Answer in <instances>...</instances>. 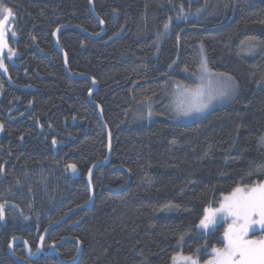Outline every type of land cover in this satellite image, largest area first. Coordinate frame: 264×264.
<instances>
[{
    "label": "trees",
    "instance_id": "1",
    "mask_svg": "<svg viewBox=\"0 0 264 264\" xmlns=\"http://www.w3.org/2000/svg\"><path fill=\"white\" fill-rule=\"evenodd\" d=\"M0 1L13 15L17 54L0 79V264H16L11 241L36 253L49 226L90 202L87 174L107 158L88 101L93 85L67 77L53 42L62 26L102 30L89 0ZM95 11L102 38L65 30L58 41L71 74L99 85L93 102L112 134V158L93 176V206L55 228L30 264H61L47 252L69 238L83 246L76 264H172L179 254L204 263L224 247L225 230L196 232L205 210L264 182V0H95ZM200 46L209 68L238 89L202 120L178 124L174 88L195 85ZM13 252L26 261L21 244ZM57 252L74 262L79 246Z\"/></svg>",
    "mask_w": 264,
    "mask_h": 264
},
{
    "label": "snow or ice",
    "instance_id": "2",
    "mask_svg": "<svg viewBox=\"0 0 264 264\" xmlns=\"http://www.w3.org/2000/svg\"><path fill=\"white\" fill-rule=\"evenodd\" d=\"M7 11L10 15L11 10ZM165 27L167 28V25ZM3 47H6V42L0 24V49ZM232 87L233 85L228 82H221L218 87L210 88L207 92L195 90L192 93L194 102L190 101L187 108H182V114L187 116L194 111H205L213 100L228 95ZM205 212L199 225L205 231L215 229L218 219L232 220L223 232L224 247L213 248L214 258L207 264H264V236L259 239L249 238L250 232L254 235L257 231L264 232V184L248 188L236 187L231 194L224 196L219 207L208 208ZM248 221L257 222L258 228L252 227L250 230L245 228L244 225ZM185 259L190 260L191 264H196L191 257Z\"/></svg>",
    "mask_w": 264,
    "mask_h": 264
},
{
    "label": "rangeland",
    "instance_id": "3",
    "mask_svg": "<svg viewBox=\"0 0 264 264\" xmlns=\"http://www.w3.org/2000/svg\"><path fill=\"white\" fill-rule=\"evenodd\" d=\"M7 7L3 6L0 1V24H2L3 32H4V40L6 42V47H3L0 49V79L2 76H7V68L11 64H15L17 54L14 50L11 49L9 45V39L10 38H16L14 28H13V15L12 12L9 15ZM200 67L195 75L191 76V79L194 81L195 85L193 87L189 86H177L174 88V93L172 96V102H171V114L174 117V121L178 124H191L194 122H197L199 120H202L205 118L210 112L215 110L218 107H222L226 104H228L231 99L236 95L237 92V83L234 79H232L229 76H226L224 74L219 75L220 73L213 72L207 63L204 50L200 46ZM229 78H231L229 80ZM221 82H228L233 85L232 89L229 91V94L215 99L212 101V103L209 105L208 109H206L203 112H192L190 115H183L181 109L187 108L189 106V102H194L192 100V93L197 90L201 89L204 92H207L210 88H216L219 86ZM0 96H1V85H0ZM262 142L264 145V134L262 136ZM264 184V182L260 183ZM259 185V184H257ZM255 185V186H257ZM248 188V187H243ZM224 198V197H223ZM222 198V200H223ZM221 200V201H222ZM200 225V223H199ZM196 227V232H203L206 233L208 231H205L200 228V226ZM223 224H217L216 227L221 226ZM215 227V228H216ZM258 228V226H256ZM214 230V229H213ZM211 231V230H209ZM261 236H264V232L257 231L254 235L252 232L249 233V238L251 239H259ZM214 253L212 252V257L209 258L206 262L201 263L198 261V259L194 256H186L183 254H179L176 256L177 259H173L172 264H191L190 260H187L185 258L191 257L192 260L196 261V264H207V262L214 258Z\"/></svg>",
    "mask_w": 264,
    "mask_h": 264
},
{
    "label": "water",
    "instance_id": "4",
    "mask_svg": "<svg viewBox=\"0 0 264 264\" xmlns=\"http://www.w3.org/2000/svg\"><path fill=\"white\" fill-rule=\"evenodd\" d=\"M89 10L91 12V15L92 17L99 23L100 27H101V34L100 35H97V36H93V35H90L89 33H87L86 31H84L83 29L79 28V27H75V26H62L60 28H58L55 33L53 34V42H54V47L55 49L58 51V53L62 56L63 58V61H64V70H65V73L67 75V77L71 80H76V79H88L92 85H93V90L90 92L89 96H88V101L89 103L95 107V109L97 110L98 112V117H99V120L101 122V125L107 135V139H108V147H107V158L105 161H101V162H97L95 163L89 170L88 174H87V177H86V186H87V189L89 191V194H90V202L87 204V205H84L82 207H79L78 209H74L70 212H68L62 219H60L59 221L55 222L54 224H52L51 226H49L45 231L44 233L40 236L39 238V244H38V249H37V252L35 253L34 256L31 255V250H30V247L28 245V243L23 240L22 238H16V239H13L8 247V254L9 256L13 259V261L16 263V264H30V262H34L36 261L37 259H39V257L43 254H46V252L43 250V247H44V244H45V241L47 239V237L49 236V234L55 229L57 228L58 226H60L61 224H63L64 222H66L68 220V218L70 216H72L73 214L81 211V210H84V209H88V208H91L94 204V201H95V198H96V195H95V192L92 188V179H93V176L95 174V172L101 168V167H106L107 165H109L110 163V160L112 158V134L110 132V129L108 128V126L106 125L105 123V120H104V116H103V111H102V108L100 105L96 104L93 102V95L94 93H96L99 89V85L98 83L89 78V77H84V76H75V75H72L71 72L69 71V66H68V58H67V55L66 53L63 51V49L61 48L60 44H59V41H58V37H59V34L65 30H76L80 33H82L83 35H85L86 37H88L89 39H92V40H97V39H100L102 38L104 35H105V31H106V26H105V23L101 20V18L97 15L96 11H95V0H89ZM124 33V31H122L120 34H118L117 36H115L113 39H111L109 41L112 42L116 39H118L122 34ZM67 171L70 175V177L73 179V180H79L80 179V175H79V172L77 170L76 167H73V166H68L67 167ZM11 208L19 211V209L16 207V206H12ZM6 210H8V208H6ZM3 222H5V218L3 217L2 219ZM39 233L40 231H38V236H39ZM75 242L78 244L79 246V255L77 257V259L74 261V262H70V263H67V262H63L59 255H58V252H57V249L59 247H61L62 245H64L65 243H68V242ZM16 244H21L24 249H25V255H26V261H22L20 260L13 252L14 250V247ZM47 254H50V255H54L57 257L58 261L61 263V264H76L79 262V260L81 259V256L83 254V246L82 244L76 240V239H65L63 240L60 244L58 245H54L52 247H50V249L48 250Z\"/></svg>",
    "mask_w": 264,
    "mask_h": 264
},
{
    "label": "clouds",
    "instance_id": "5",
    "mask_svg": "<svg viewBox=\"0 0 264 264\" xmlns=\"http://www.w3.org/2000/svg\"><path fill=\"white\" fill-rule=\"evenodd\" d=\"M230 223H232L231 218H228V219H218V222H217V224H223L224 227H225V229L228 228V225H229ZM256 226H258V224H257V222H254V221H248V222L244 225V227L247 228V229H249V230H250L252 227H256Z\"/></svg>",
    "mask_w": 264,
    "mask_h": 264
},
{
    "label": "flooded vegetation",
    "instance_id": "6",
    "mask_svg": "<svg viewBox=\"0 0 264 264\" xmlns=\"http://www.w3.org/2000/svg\"><path fill=\"white\" fill-rule=\"evenodd\" d=\"M15 211H17V210H15ZM17 213H19V211H17ZM31 255L33 256V255H35V253H34V254L31 253ZM25 256H26V255H25ZM41 256H42V255H41ZM41 256H40V257H41ZM26 260H27V259H26Z\"/></svg>",
    "mask_w": 264,
    "mask_h": 264
},
{
    "label": "crops",
    "instance_id": "7",
    "mask_svg": "<svg viewBox=\"0 0 264 264\" xmlns=\"http://www.w3.org/2000/svg\"><path fill=\"white\" fill-rule=\"evenodd\" d=\"M234 97H235V96H234ZM234 97H233V98H234ZM233 98H232V99H233ZM232 99H231V100H232Z\"/></svg>",
    "mask_w": 264,
    "mask_h": 264
}]
</instances>
